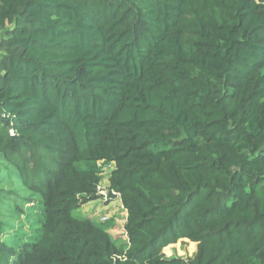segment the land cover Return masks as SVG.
I'll list each match as a JSON object with an SVG mask.
<instances>
[{"label": "trees", "instance_id": "obj_1", "mask_svg": "<svg viewBox=\"0 0 264 264\" xmlns=\"http://www.w3.org/2000/svg\"><path fill=\"white\" fill-rule=\"evenodd\" d=\"M0 264H264V0H0Z\"/></svg>", "mask_w": 264, "mask_h": 264}, {"label": "rangeland", "instance_id": "obj_2", "mask_svg": "<svg viewBox=\"0 0 264 264\" xmlns=\"http://www.w3.org/2000/svg\"><path fill=\"white\" fill-rule=\"evenodd\" d=\"M104 170L107 168L103 167ZM108 171V170H107ZM102 178L99 184L102 186L108 185V172L102 173ZM104 198L99 196L98 198L91 200L83 205L72 210V214L76 217H89L93 221L104 222L102 217L104 214L108 216L105 221L112 222L114 225L109 229L110 233L115 236L118 245H124L126 238L124 237L123 223L126 216V211L122 208L119 198L111 199L104 202ZM91 216V217H90ZM196 249V242L189 240H178L175 243H170L163 248V252L166 256L172 254L188 257L192 255Z\"/></svg>", "mask_w": 264, "mask_h": 264}, {"label": "built area", "instance_id": "obj_3", "mask_svg": "<svg viewBox=\"0 0 264 264\" xmlns=\"http://www.w3.org/2000/svg\"><path fill=\"white\" fill-rule=\"evenodd\" d=\"M10 133H12V129H10ZM103 167H105V166H103ZM109 167H111V166H108V167H105V168H107V170H108ZM107 170H104L102 173L109 172ZM108 189H109L108 186H104V185L101 186L99 183L97 185V193H98L99 196H102V198H104L103 201H106V200L108 201V199H109V197H108ZM115 193L117 194V197H118L119 194L117 192H115ZM104 215H105V217H102L103 221H105L106 218H108V216L106 214H104Z\"/></svg>", "mask_w": 264, "mask_h": 264}, {"label": "water", "instance_id": "obj_4", "mask_svg": "<svg viewBox=\"0 0 264 264\" xmlns=\"http://www.w3.org/2000/svg\"><path fill=\"white\" fill-rule=\"evenodd\" d=\"M113 170V167H109L108 171L111 172ZM117 194L113 191V189L109 188L108 189V197L109 198H115Z\"/></svg>", "mask_w": 264, "mask_h": 264}, {"label": "crops", "instance_id": "obj_5", "mask_svg": "<svg viewBox=\"0 0 264 264\" xmlns=\"http://www.w3.org/2000/svg\"><path fill=\"white\" fill-rule=\"evenodd\" d=\"M112 167V166H111ZM126 217V216H125ZM124 220H125V218H124Z\"/></svg>", "mask_w": 264, "mask_h": 264}]
</instances>
